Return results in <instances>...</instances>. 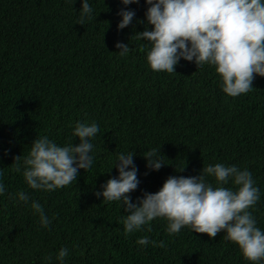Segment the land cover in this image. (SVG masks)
Wrapping results in <instances>:
<instances>
[{"label":"trees","instance_id":"1","mask_svg":"<svg viewBox=\"0 0 264 264\" xmlns=\"http://www.w3.org/2000/svg\"><path fill=\"white\" fill-rule=\"evenodd\" d=\"M89 4L94 18L82 26V0H0V264H60L61 248L68 249L63 264H251L224 232L210 239L184 227L170 235L168 222L156 218L125 235L128 213L121 202H103L95 193L118 178L121 153H134L140 183L130 193L133 203L159 191L169 176L235 165L249 170L259 188L250 211L264 231V77L256 76L253 91L232 98L214 66L197 68L181 58L176 73L154 72L147 62L150 44L135 35L152 30L145 0ZM122 9L135 16L118 30ZM118 42L132 49L127 56L118 54ZM77 122L100 127L91 139V168L79 169L67 187L31 189L22 161L21 172L13 170L14 157H26L43 136L58 146L78 145ZM153 148L165 163L159 170L146 167L143 154ZM205 179L216 187L214 177ZM223 186L237 188L231 179ZM20 191L28 203L18 200ZM33 201L51 220L48 228L31 209ZM145 236L165 246L137 244Z\"/></svg>","mask_w":264,"mask_h":264},{"label":"clouds","instance_id":"2","mask_svg":"<svg viewBox=\"0 0 264 264\" xmlns=\"http://www.w3.org/2000/svg\"><path fill=\"white\" fill-rule=\"evenodd\" d=\"M120 2L129 5L139 0ZM145 3L149 5L145 15L152 30L135 35L150 44L147 62L154 72L176 73L181 58L194 61L197 68L214 66L222 81V91L232 98L253 91L256 76L264 77V0H145ZM92 12L89 0H82L77 24L83 26L86 20H92ZM118 15L122 17L117 26L119 30L131 24L135 12L122 9ZM115 47L121 57L132 50L119 42ZM99 132L95 122H77L73 135L80 142L76 146H58L47 136L35 138L26 157H14L13 170L19 173L23 165V177L31 189L55 191L67 187L77 181L79 169L91 168L90 153L94 147L91 139ZM159 148L143 154L146 167L151 170L165 165ZM133 156L132 152L119 154L115 164L118 178L109 179L101 186L103 192L95 193L97 197L103 196V202H121L124 212L128 213L122 221L125 235L141 230L156 218H163L168 222L170 235L178 234L184 227L207 234L210 239L224 232V238L238 246L245 260L251 264L264 262V231L256 226L250 211L260 200V191L249 170L217 163L203 167L198 176H169L159 191L146 192L133 203L130 193L140 183ZM206 176L214 177L216 187L206 181ZM230 179L236 190L223 186ZM4 192L5 186L0 182V195ZM16 196L19 201L29 202L30 197L24 191ZM31 209L39 215L41 226L48 228L51 220L43 206L33 201ZM149 243L165 246L163 241H150L147 236L137 240L141 246ZM67 255L68 249L61 248L56 259L63 264Z\"/></svg>","mask_w":264,"mask_h":264}]
</instances>
